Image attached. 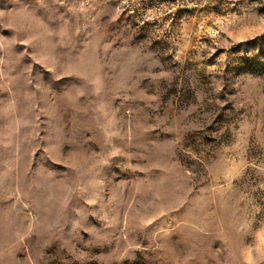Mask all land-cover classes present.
I'll use <instances>...</instances> for the list:
<instances>
[{"label":"rangeland","instance_id":"rangeland-1","mask_svg":"<svg viewBox=\"0 0 264 264\" xmlns=\"http://www.w3.org/2000/svg\"><path fill=\"white\" fill-rule=\"evenodd\" d=\"M0 264H264V0H0Z\"/></svg>","mask_w":264,"mask_h":264}]
</instances>
